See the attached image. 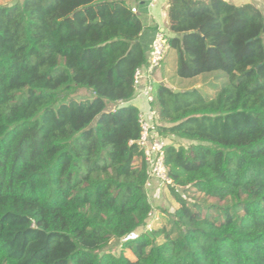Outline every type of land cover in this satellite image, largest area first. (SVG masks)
<instances>
[{
	"label": "trees",
	"instance_id": "1",
	"mask_svg": "<svg viewBox=\"0 0 264 264\" xmlns=\"http://www.w3.org/2000/svg\"><path fill=\"white\" fill-rule=\"evenodd\" d=\"M166 17L162 67L220 83L157 84L156 132L189 142L164 147L178 205L147 229L130 0L0 4V264H264V10L167 0Z\"/></svg>",
	"mask_w": 264,
	"mask_h": 264
},
{
	"label": "built area",
	"instance_id": "2",
	"mask_svg": "<svg viewBox=\"0 0 264 264\" xmlns=\"http://www.w3.org/2000/svg\"><path fill=\"white\" fill-rule=\"evenodd\" d=\"M154 0L151 1V3ZM150 3V4H151ZM135 11V8L132 7ZM168 47L164 31L156 30L150 45L149 57L143 67H138L133 74V86L136 94H142L147 101L146 111H139V137L136 140L142 151V158L147 167L148 179H155L162 186L172 184L164 164V147L167 142L155 130L158 113L152 105L155 97L153 72L157 69L163 59Z\"/></svg>",
	"mask_w": 264,
	"mask_h": 264
},
{
	"label": "crops",
	"instance_id": "3",
	"mask_svg": "<svg viewBox=\"0 0 264 264\" xmlns=\"http://www.w3.org/2000/svg\"><path fill=\"white\" fill-rule=\"evenodd\" d=\"M11 1L12 0L6 3H11ZM14 1L16 0H13V2ZM151 1L152 0H136L135 2V0H130L131 6L135 8L136 14L140 17L142 24L146 27V29H144V31L140 35V41L144 49L146 50L147 59L149 57L150 45L154 37L155 31L162 30L165 33L167 32L166 30L167 0H154L152 3ZM227 1H230L236 5H241L250 2L253 3L255 6L259 7L260 9L264 10V0H227ZM6 3H1V4H6ZM173 66H174L172 70L173 72H170L169 69L166 68L165 66L162 67V63L159 65L157 69H155L152 75L155 81L154 87L156 86V84L165 83L166 85H168L167 83L168 76L171 73L174 74L175 64H173ZM183 80H187V79H183ZM121 104H132L136 106L139 109V111H146L148 105L144 95L136 94V93L128 102ZM164 138L168 144L171 143L174 145L179 143L186 144L189 142L188 140L177 138L171 135L166 136ZM162 187L163 186L155 179H148L146 182L145 185L146 194L148 196L151 205L154 207V214L151 218H153L155 214L157 217L160 214L156 210V206H158L156 202L158 201L160 202L164 198Z\"/></svg>",
	"mask_w": 264,
	"mask_h": 264
},
{
	"label": "rangeland",
	"instance_id": "4",
	"mask_svg": "<svg viewBox=\"0 0 264 264\" xmlns=\"http://www.w3.org/2000/svg\"><path fill=\"white\" fill-rule=\"evenodd\" d=\"M10 0H0V4L1 3H6L9 2ZM13 2V0L11 1ZM165 59V67L169 69L170 72H173V60H167V54L164 57ZM216 77H214L213 74H207L205 76H198L195 78H191V79H187V80H183V79H179L173 76V74L171 73L168 78H167V83L170 87L174 88V89H190L192 87H201V89H203L204 92H209L211 93V88L212 87V83H220V81H216ZM157 88V84L155 86V91ZM209 89V90H208ZM87 95L86 91L81 92V93H76L75 96H77V98L83 97ZM163 193H164V200L162 199L160 202H156L158 206H156V210L157 212H159V216L157 217L156 214L153 218H151L148 221V224L146 226L147 229H151L152 227H160L163 226L164 224L168 223V214L172 213L173 210L177 207V202L175 200V198L171 195L169 189L167 188V186H163L162 187ZM179 193L181 194V196L186 197L189 200H197L198 202H201L204 205H210L212 203L215 202V200H213L212 198H206L205 200L202 199V194H199L197 192H194L193 189H186V190H181L179 189ZM220 205H223L224 202L220 201L218 202ZM156 212V213H157ZM120 243V242H119ZM117 243L115 246H111L109 248H107V250H110L112 253H118L121 246L120 244ZM126 254L131 256L130 252L128 250H126Z\"/></svg>",
	"mask_w": 264,
	"mask_h": 264
},
{
	"label": "water",
	"instance_id": "5",
	"mask_svg": "<svg viewBox=\"0 0 264 264\" xmlns=\"http://www.w3.org/2000/svg\"><path fill=\"white\" fill-rule=\"evenodd\" d=\"M263 31H264V24H263ZM174 91H175V92H178L179 90H178V89H175Z\"/></svg>",
	"mask_w": 264,
	"mask_h": 264
}]
</instances>
